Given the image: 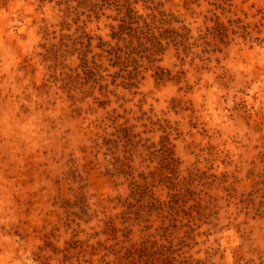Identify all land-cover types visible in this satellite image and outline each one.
<instances>
[{
    "label": "rangeland",
    "instance_id": "374dc122",
    "mask_svg": "<svg viewBox=\"0 0 264 264\" xmlns=\"http://www.w3.org/2000/svg\"><path fill=\"white\" fill-rule=\"evenodd\" d=\"M0 264H264V0H0Z\"/></svg>",
    "mask_w": 264,
    "mask_h": 264
}]
</instances>
